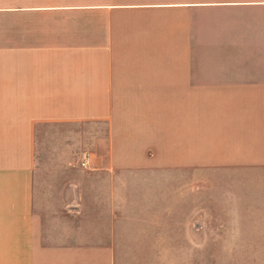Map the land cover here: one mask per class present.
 Listing matches in <instances>:
<instances>
[{
    "label": "crops",
    "instance_id": "1",
    "mask_svg": "<svg viewBox=\"0 0 264 264\" xmlns=\"http://www.w3.org/2000/svg\"><path fill=\"white\" fill-rule=\"evenodd\" d=\"M117 2L0 0V264H122L195 172L264 170V0L32 17Z\"/></svg>",
    "mask_w": 264,
    "mask_h": 264
},
{
    "label": "rangeland",
    "instance_id": "2",
    "mask_svg": "<svg viewBox=\"0 0 264 264\" xmlns=\"http://www.w3.org/2000/svg\"><path fill=\"white\" fill-rule=\"evenodd\" d=\"M169 1L180 0H118L116 6L85 9L88 12L82 15L42 12L32 17L84 18L90 26L74 28L73 34H95L97 19L128 17L130 8L123 5ZM175 174L171 172L173 179ZM195 174L198 183H194L193 200L190 195L180 206L169 204L167 219L158 220L161 227L152 223L150 248L121 251L122 264H131L132 258L137 264L141 254L144 264H264V170H200ZM174 189L169 187V195Z\"/></svg>",
    "mask_w": 264,
    "mask_h": 264
},
{
    "label": "built area",
    "instance_id": "3",
    "mask_svg": "<svg viewBox=\"0 0 264 264\" xmlns=\"http://www.w3.org/2000/svg\"><path fill=\"white\" fill-rule=\"evenodd\" d=\"M91 154L90 152H84L83 156L79 160V165L83 168H87L90 162Z\"/></svg>",
    "mask_w": 264,
    "mask_h": 264
}]
</instances>
